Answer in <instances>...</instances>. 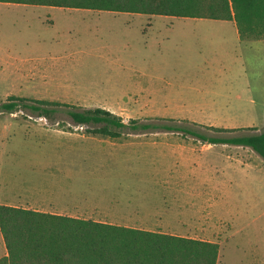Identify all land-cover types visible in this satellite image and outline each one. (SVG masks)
I'll use <instances>...</instances> for the list:
<instances>
[{
    "label": "rangeland",
    "instance_id": "374dc122",
    "mask_svg": "<svg viewBox=\"0 0 264 264\" xmlns=\"http://www.w3.org/2000/svg\"><path fill=\"white\" fill-rule=\"evenodd\" d=\"M4 5L0 204L178 231L219 243L218 264H264V158L252 147L159 129L113 138L69 114L102 107L125 123L260 133L261 45L241 40L230 21ZM13 97L71 106L52 116L4 110ZM6 254L0 229V258Z\"/></svg>",
    "mask_w": 264,
    "mask_h": 264
},
{
    "label": "trees",
    "instance_id": "16d2710c",
    "mask_svg": "<svg viewBox=\"0 0 264 264\" xmlns=\"http://www.w3.org/2000/svg\"><path fill=\"white\" fill-rule=\"evenodd\" d=\"M94 10L136 12L179 17L235 20L243 38L264 37V0H0ZM4 102L14 112L24 106L39 115L52 116L56 107L71 106L47 100ZM17 99V100H16ZM75 124L88 132L113 138L150 129L183 132L209 144L250 146L264 158V131L234 137L210 136L188 126L145 122L125 123L102 108L71 109ZM173 122L177 120L170 119ZM0 229L7 254L0 264H218L219 243L129 227L93 219L0 204Z\"/></svg>",
    "mask_w": 264,
    "mask_h": 264
},
{
    "label": "crops",
    "instance_id": "0c3cea01",
    "mask_svg": "<svg viewBox=\"0 0 264 264\" xmlns=\"http://www.w3.org/2000/svg\"><path fill=\"white\" fill-rule=\"evenodd\" d=\"M0 3L6 4L4 6H7V7H11V6H13V4H19V3H10V2H0ZM27 5H34V4H27ZM34 6H49V5H34ZM50 7H52V6H50ZM54 7H56V6H54ZM57 7H60V6H57ZM62 8L73 9V8H70V7H62ZM76 9H79V8H76ZM82 9H88V8H82ZM111 12H116V11H111ZM116 13H120V14H144V13H136V12H116ZM189 18H193V17H189ZM199 18H207V17H199ZM209 19H213V18H209ZM215 20L230 21V22L234 23L236 25L237 32H238V35H239L241 40L253 42L254 46L261 45L260 47H262V49H264V37H261V38H243L241 36L240 32H239V29L237 27V24H236L235 20H228V19H215ZM74 209L76 210V208H74ZM35 210H39V209H35ZM47 211L48 210H45L44 212H47ZM184 212L185 211L180 212L179 214H184ZM51 213H54V212H51ZM58 214H60V213H58ZM172 214L176 215L175 213H172ZM65 215H76V214L75 213H69V214H65ZM183 227H187V226H182V228ZM171 234L177 235V236L189 237L188 234H184V233H181V232H178V231H173Z\"/></svg>",
    "mask_w": 264,
    "mask_h": 264
}]
</instances>
